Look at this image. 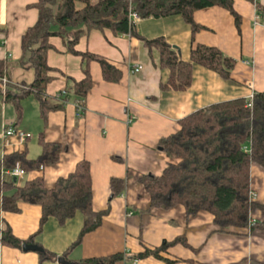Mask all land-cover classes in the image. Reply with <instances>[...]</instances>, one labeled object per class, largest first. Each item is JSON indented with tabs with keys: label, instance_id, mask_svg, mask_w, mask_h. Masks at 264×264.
<instances>
[{
	"label": "crops",
	"instance_id": "crops-1",
	"mask_svg": "<svg viewBox=\"0 0 264 264\" xmlns=\"http://www.w3.org/2000/svg\"><path fill=\"white\" fill-rule=\"evenodd\" d=\"M35 1L0 0V61L5 64L2 75L11 85L28 84L34 78L33 69L22 67L19 60L21 35L37 20V9L29 6ZM257 3L261 10L251 0H234L239 26L232 14L220 6L195 11L194 20L202 28L193 38L190 26L177 14L141 18L134 24L137 33L146 38L164 37L185 61L196 44L219 48L236 61L229 78L194 64L192 83L186 90L163 91L159 83L167 79L168 70L156 65L157 52L150 54L135 36L114 34L105 28L92 29L78 40L75 49L103 56L122 76L117 82L106 81L100 65L88 62L92 87L82 113H78L76 96L70 92L64 107L49 111L43 121L39 102L30 94L20 101L22 113L18 120L13 104L5 100V93L0 90V160L11 153L36 158L41 152V131L45 141L63 146L57 162L25 170L21 180L12 182L19 186L42 176L45 186L51 188L59 177L72 172L79 160L86 159L92 180V208L108 210L100 225L66 253L83 225V215L77 211L63 224L49 217L34 240L55 254L56 260L40 263L37 251L0 244V264H62L58 261L60 256L75 263L116 252L131 255L159 247L178 236L184 237L186 244L179 242L159 252L173 264H264V225L220 228L206 211L187 215L182 205L169 209L151 207L150 197L138 180L145 174L160 175L168 163L177 161L163 150L159 140L176 132L181 118L213 103L246 99L252 91H264V0ZM83 6L76 3L77 9ZM49 42L47 62L52 78L45 93L56 97L72 86V81L84 77L83 62L80 55L67 51L62 37L50 36ZM136 65L142 68L134 72ZM128 117L133 120L128 122ZM8 126L29 136L24 140L17 134L4 137ZM127 174L126 187L113 196L110 179ZM250 190L254 194L252 200L264 205V167L254 162L250 165ZM1 196L0 192V227L7 224L18 239L26 240L40 226V205L20 201L17 211H3ZM251 218L264 223V210L254 209ZM162 258L150 255L135 264H168ZM128 263L120 260L114 264Z\"/></svg>",
	"mask_w": 264,
	"mask_h": 264
},
{
	"label": "trees",
	"instance_id": "trees-1",
	"mask_svg": "<svg viewBox=\"0 0 264 264\" xmlns=\"http://www.w3.org/2000/svg\"><path fill=\"white\" fill-rule=\"evenodd\" d=\"M253 1V0H251ZM83 3L81 9L76 3ZM234 0H36L29 6L36 8V22L21 35V57L19 64L34 71L33 80L26 84H8L3 90L5 100L10 101L21 117V99L33 94L39 102L40 116L43 121L49 111L64 107L69 94L59 93L56 97L46 95L45 89L51 80L52 68L47 62L51 48L50 36L63 38L68 52L82 58L84 77L67 87L66 92H73L84 100L92 87V77L88 62L96 61L101 68L102 77L109 82L120 80L121 71L106 58L89 51L75 49L78 40L92 29L105 28L114 34H129L141 40L149 53L158 54L157 66L167 69L168 76L160 81L161 90L184 91L192 83L193 65L198 64L217 72L223 78H229L236 61L225 55L219 48L205 44L191 47L189 60H182L174 47L164 37L146 38L137 33L135 25L129 21V11L137 12L142 19L164 17L177 14L190 26L191 38L202 26L194 20V12L220 6L227 9L234 17L236 26L240 16L233 7ZM256 8L261 7L256 3ZM5 64L0 61V78ZM179 129L159 140V145L177 161L170 162L160 175L145 174L139 177L150 197V206L169 209L182 205L187 215L206 211L213 215L214 223L220 228L247 227L252 212L256 208L264 210V205L254 202L250 193V165L254 162L264 167V91L254 93L253 105L246 107V100L236 98L213 103L186 115L179 120ZM40 154L29 159L24 153H11L0 160L1 209L15 212L18 202L38 204L41 207L40 226L26 240L18 239L9 225L0 227V244L21 249L24 242L35 243V236L41 231L43 223L49 217H55L60 224L71 218L77 211L83 215V225L78 236L65 253L79 244L84 235L100 225L107 213L94 211L92 208V180L90 164L86 159L79 160L72 172L59 177L54 186L48 188L42 176H37L16 186L1 178L2 168H12L17 163L24 170H34L57 162L63 146L58 142H47L43 131L39 133ZM249 146L250 151L244 147ZM127 174L123 178L112 177L110 187L112 195L120 194L126 187ZM262 226L255 221L252 226ZM186 244L184 237H175L164 241L154 249L127 255L116 252L103 257H90L74 264H114L125 260L131 262L147 256L162 258L159 252L177 243ZM39 262L56 260L57 256L43 249ZM168 264L174 261L164 259ZM244 264V263H239Z\"/></svg>",
	"mask_w": 264,
	"mask_h": 264
},
{
	"label": "built area",
	"instance_id": "built-area-1",
	"mask_svg": "<svg viewBox=\"0 0 264 264\" xmlns=\"http://www.w3.org/2000/svg\"><path fill=\"white\" fill-rule=\"evenodd\" d=\"M254 3H257V0H253ZM128 17H129V21L133 24L137 23L141 17L140 15L133 11V10H130L129 11V14H128ZM142 68L141 65H136L133 69L134 72H137L139 71L140 69ZM8 79L6 78V76L2 75L1 78H0V86L3 90H5L6 86L8 85ZM60 93H63V94H69L70 92H66V90L64 89L63 91H61ZM253 97H254V92L252 91L250 93V95L245 99L246 100V107L248 108H251L252 105H253ZM75 101V104H76V107H77V110H78V113H82L83 112V102L84 100L80 97H76L74 99ZM133 120V117H128V122H131ZM13 134H17L22 140H24L26 137L29 136V133H25V132H22V131H17L13 126H8L6 127L4 133H3V136L4 137H9ZM245 151L249 152L250 151V148L249 146H245L244 147ZM25 170L22 169L19 165H15L14 167L12 168H2L1 169V178L5 181H10L12 182L13 180H21L24 175H25ZM249 197L250 199H252L254 197V194L252 193V191L250 190V193H249ZM255 222L254 219H252L250 217V221H249V226L252 225L253 223ZM136 263V260H133L131 262H129L128 264H135Z\"/></svg>",
	"mask_w": 264,
	"mask_h": 264
},
{
	"label": "water",
	"instance_id": "water-1",
	"mask_svg": "<svg viewBox=\"0 0 264 264\" xmlns=\"http://www.w3.org/2000/svg\"><path fill=\"white\" fill-rule=\"evenodd\" d=\"M21 248L23 250H33V251H37L39 253H44L43 248L40 245L35 244V243H27V242H24V243H22ZM58 261L60 263H62V264H74L73 262L67 260L65 258V256L58 257Z\"/></svg>",
	"mask_w": 264,
	"mask_h": 264
}]
</instances>
